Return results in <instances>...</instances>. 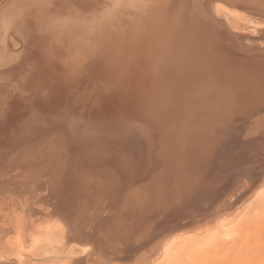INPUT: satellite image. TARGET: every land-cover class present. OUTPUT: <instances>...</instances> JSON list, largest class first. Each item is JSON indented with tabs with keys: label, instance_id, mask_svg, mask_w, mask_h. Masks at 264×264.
I'll use <instances>...</instances> for the list:
<instances>
[{
	"label": "rangeland",
	"instance_id": "1",
	"mask_svg": "<svg viewBox=\"0 0 264 264\" xmlns=\"http://www.w3.org/2000/svg\"><path fill=\"white\" fill-rule=\"evenodd\" d=\"M150 1H151L150 3H153L154 5L157 3H159L160 5L162 4L161 3L162 1L158 2V0H154V1H156L155 3L153 0H150ZM243 1H244L243 3L239 2L238 6L234 5V4H233V6L231 5L235 9L227 6V3L223 2V1L222 2L224 4L216 2V4H218V6L221 7V10L218 12L217 17L219 19H221L222 21H224V23H226L227 26L231 30L234 31V32H230L228 29H226L225 26L221 25L223 28L225 27L224 29H222V32L224 33V35L230 37L235 42V44L237 46H239L241 43L240 46L243 49H236L237 47H234L231 45L230 42H227L230 45L231 55L234 56L235 59L237 58L238 60L243 61V65L237 64V65H239L238 67H240L241 69L247 70L248 73H251L252 76L257 81H259V80H261V77L264 79V0H259V1L258 0H250L247 2L245 0H243ZM31 2H32V0H0V52H1L0 58L3 59V61H2V59H0V62L3 63V64L2 63L0 64L1 65L0 66V74H1L0 77L3 78V79L0 78V81L2 79V82H0V94H1L0 96L2 97V98H0V102H1L0 103V106H1L0 107V113H2V116L4 117V119H7V117H8V119H7V121H8L9 115H12V117H14L15 115H18V114H16V112H14V110L17 112H20L21 109L23 110L25 108L19 114L21 115L22 113L26 112L27 116H28L30 114V112L33 110L31 108H35V110L43 108L42 104L47 102L48 99L51 102L58 100V102L61 103V108L64 109V107H66L65 108L66 110L64 109L65 110L64 111L63 109H61V110H63L62 115H56V118L55 117L49 118L48 123H50V124L47 125V124H45L47 122L44 123V125H47L46 126L47 130L39 128L40 132H38V133H41V134H37V136H35V137H30L31 138L30 140H29V138H25V139L20 140V141H16V140L11 141L10 140L8 145L0 146L1 148H3V149H0V152H2L0 155L3 156L2 154L5 153L4 162H6L8 160V157L11 156V154L14 153V151L23 147V146H19V145L28 144L29 142L31 143V142H33V140L34 141H38L39 139H42V140L45 139L44 141L48 140V142L46 141L43 144L44 146L45 145L47 146V148H44V146H43L44 149L43 148L41 149L43 151H49V149L52 148V146H53V149L56 148L55 147L56 145H53L54 143L52 144L53 141L52 140L49 141V139L50 138L52 139V137L57 135V134H58V136L61 137V139H63V140H60V142H64L65 143L64 146L67 145V150L69 148V151H67L66 153L69 155L68 156L69 159H71V154L69 153L72 151L71 145L75 146V143H76V140H75L76 138L74 137L75 135L70 128L71 124H72V120L73 121L77 120L79 122L80 120H78V119L80 118L81 121L79 123L89 122V124H90V123L99 122V121H97L98 117H99L100 121H102L101 119L106 118V116H107V119H105V120H109V121L112 119L113 120L121 119L126 114H125V112H122V113L119 112L118 109L116 108V107H119L118 105L121 104V102H118L119 103V104L117 103L118 105H116L115 102H117L119 100L122 101V99H124V98L126 101V100H129V98L131 97V93L129 92L131 88L129 87L130 85L128 83H127L128 87L126 84L122 88V94L120 95V94H118V92H116L117 94L115 93L114 89L117 87V84L115 82H113L115 80L114 77L119 75V73H120V72L116 73L118 71L114 72V69L117 65L115 64V61H114L115 58H113V57H118L117 58L118 61H119L120 57H122L121 58L122 61H125V59L127 58L126 56H128L129 48H126L127 45L125 46L126 42L124 40H127V39H125L127 36H125L124 34L128 35L131 31L130 28H129L130 29L129 32L127 31L128 27H124L122 29V26H124V25L121 23H118L120 21V19H118L117 20L118 22L116 23L117 24L116 28L117 29L119 28L118 25H120V28L118 29L117 32L112 33L110 30L112 27H109V26H108V28L106 27L107 25H110V23L105 18L107 21V24L106 25L103 24L101 26H98L100 28H98V30H97L94 28L96 24L94 23L92 25V21H94V20H91V19L93 18V16L96 17L97 16L96 13H98L101 9L99 10L93 4L91 6H88V3H85L87 5L84 4V6H83L81 3L75 2V0H71L69 2V5L67 6V9H65L66 14H68V15L73 14V15L77 16V13H78V15L80 13H82L79 16V18L86 21V22L85 21L83 22L85 24V26H84V24L77 23L74 20H71V22L68 23V27H65V29L67 30V35H68L66 37V45L60 44L61 46H59V44L54 42V41H52V43H54V44L51 43L52 45L50 47L52 50V57H54V61H53L52 60L53 58L49 59L48 53H46L45 56H43L44 53L42 55V51L39 49V47L42 46V44L35 43L33 38H31V33L33 31V30L31 31V28L35 24V21H36V18H33L34 16H33V12H32V11H34V9H33V7H30ZM245 2L247 3V5H245L246 4ZM254 3H255V5H254ZM249 4H250V6H249ZM256 4L260 5L261 8H259L260 6L258 7ZM160 5L157 4L158 7ZM253 5L255 6V8L253 7ZM86 6H87V8L88 7H90V8L87 9ZM81 7L82 8L84 7L87 10H84V8L82 9ZM121 9H122L121 14L119 13V15L121 16L123 14L122 15L123 19L131 21L133 18L136 17L135 12H133V11L127 12L126 8H121ZM228 9H232L233 12H236L237 14H240V15L245 16L246 18L250 19V22H247L249 27H245L243 29L233 28V26H231V24L229 22V14L226 12ZM89 13H90V15H89ZM119 15H117V16H119ZM75 16H73V17H75ZM105 16H106V14H105ZM101 18H104V16H102ZM125 20H123V22H125ZM86 23H88V25ZM220 24H222V23L220 22ZM114 26H115V24H114ZM123 31H125V33ZM120 33L123 35V37L125 36V38H123ZM40 37H42V36H40ZM115 37H117V38L120 37L119 38L120 40L115 38ZM116 39L118 40V43H117ZM121 39H123L122 44H121V42H119V41H121ZM115 41H116V43H115ZM123 41L125 43H123ZM166 41H168V40H166ZM108 42H110V43H108ZM84 43H86V44H84ZM95 43H96V45H95ZM119 43H120V45L124 46L125 48L124 47L122 48V46H119ZM115 46H117L119 50ZM37 47H38V49H37ZM54 47H55V49L56 48L57 49L55 50ZM59 47L60 48L62 47V49H60ZM119 47H121V48H119ZM87 48L89 49V51ZM64 49H67L68 52H67V50H64ZM120 49L121 50L124 49V52L127 50V52H125L127 54L124 55L125 53L123 52V50L121 51ZM32 50H33V52H32ZM35 50H37V51H35ZM58 50H60L59 52H61L62 50L66 51V52L62 51L61 53H57ZM235 50H238V51H235ZM96 51H97V53H96ZM119 51H120V53H119ZM13 52L14 53L16 52L15 55L13 54ZM86 52L87 53L93 52V53L91 54V56L90 55L88 56V55H86ZM121 52H123V53H121ZM26 53H27V55H25ZM32 53H33V55H32ZM56 53L58 56H55ZM2 54H4L3 55L4 58H3V56H1ZM19 54H23V55H20L19 56L20 58H19V57H17V55H19ZM36 54H38V55H36ZM104 54L108 55V56L105 58ZM5 55H8V56L5 57ZM62 55H64V57ZM73 58H75L76 60ZM77 58H79V59H77ZM20 59H22V60H20ZM55 59H57V60H55ZM29 60H31V61H29ZM63 60L64 61L67 60V67L60 65V64H63V62H64ZM253 60H257V63H256V61H253ZM19 61H20L21 65L19 64ZM73 61H75L76 63ZM245 61H246V63H245ZM248 61H251V62H249V65L254 66V67H250L247 63ZM16 62L18 63L19 66L16 65L17 64ZM71 62H72V64H71ZM252 62H254L255 64ZM24 63H26L27 65ZM28 63L29 64L32 63L29 65V68L26 67V66H28ZM245 64L249 67H246ZM14 66H15V68H13ZM24 66L26 68H28L26 70L27 73L23 69V68H25ZM58 66H59V68L57 69ZM69 66L71 68H69ZM8 67L9 68L11 67V68L9 69ZM30 67L31 68L33 67V69H31ZM245 67H246V69H245ZM35 68H37V70H35ZM78 68H80V69L78 70ZM63 69H66V72L69 70L70 72L68 71L67 73H70V74L69 75L66 74V72ZM71 69L73 71H71ZM33 70H34V72H33ZM77 70L80 72H78ZM31 71L33 73H31ZM35 71L38 74L35 73ZM7 72H9V73H7ZM24 72H25V75L21 74ZM71 73H73L72 76H71ZM30 74L34 75V76H32V78L34 77L33 79L31 78ZM103 74L105 75V77L102 76ZM35 75L37 76L36 77L37 79L35 78ZM50 75L52 77H54V80ZM5 76L7 79L10 78V80H7L8 82H6V80H4ZM18 76L20 78H21V76L23 78L25 76L26 79L25 78L21 79V81H22L21 82V81H19L20 79H18L19 78ZM47 76H48V78H47ZM56 76H57V78H59L58 80H57ZM89 76L94 77V79L91 80ZM16 77H17V79H16ZM73 77H74V79L75 78H78V79L74 80ZM29 78H31V80ZM69 79L73 80V81H71L72 85H71V83H68V82H70ZM95 79H98V80H95ZM13 80H14V83H13ZM34 80L37 84H39V86L34 82ZM42 80H45V81L42 82ZM47 80H49V81H47ZM77 80L80 82H78ZM28 81L29 82L31 81L30 84ZM32 81H33V83H32ZM53 81H55V82H53ZM75 81H77V82L73 83ZM47 82H50V84L48 83L49 86L47 85ZM3 83H4V85H3ZM15 83L16 84L18 83L19 86L17 85V89L20 90V92L13 86V84H15ZM77 83H79L78 86L75 85ZM83 83L86 85H83ZM92 83L95 85H93ZM245 83H247V82H245ZM31 84L33 87H25L27 85L30 86ZM56 84H57V86H56ZM65 84L67 85V88H66ZM87 84H88V86H87ZM237 84H239V83H237ZM61 85L62 86L64 85L65 88H64V86L62 87ZM73 85L75 87L77 86L76 87L77 89ZM81 85H83L84 87ZM90 85H93V86H90ZM96 85H97V87H95ZM6 86H8L9 88L6 89L5 88ZM21 86H22V88H21ZM112 86H114V88ZM237 86H238V88H243L244 93L248 94L249 90L244 88V87H248V89H250L248 84H246L244 86H242V85H237ZM12 87H13V89L15 88V91L12 89ZM19 87L22 89V91L23 90L24 91L21 92V89ZM79 87H81V88L78 91ZM87 87H88V89H87ZM98 87H100V89ZM3 88H5V90H3ZM27 88L29 90L31 88L32 92H30L29 90H26ZM59 88H61V89H59ZM95 88H96V90L98 88V90L97 91L94 90ZM38 89H39V91H38ZM68 89H69V91H68ZM71 89H73V90H71ZM81 89H82V91H81ZM16 90H17V92H16ZM61 90H62V93H60ZM5 91H8V92H5ZM25 91L30 92V93L27 92L28 95H30V97L25 93ZM35 91L38 95L36 93H34ZM57 91H59L60 96H59ZM74 91H76V92H74ZM91 91H93L92 92L93 94H91ZM15 92H16V94H15ZM127 92H128V94H127ZM10 93H11V99L9 97ZM22 93H24L25 95ZM49 93H51V94H49ZM75 93H77V94H75ZM112 93H115L118 97ZM14 95H15V97H13ZM22 95H24V96H22ZM82 95H85V97L86 96H88V97L83 98L84 96H82ZM34 96H36V97H34ZM40 96H41V98H40ZM3 97H5V99H3ZM17 97H18V100L16 99ZM7 98L10 101L11 100L12 101L10 102ZM32 98H35L36 100L32 99ZM69 98L71 99V101ZM80 98H81V100L85 99L86 102H83V100H82L81 103L83 102L84 104L83 103L81 104L79 102ZM87 98H89V100ZM120 98H122V99H120ZM259 98L263 99V97H259ZM1 99H2V101H1ZM249 99L250 98L248 96H245V100L241 99L239 103H241V105H244V106H252V104L255 102L252 101L251 99L249 101ZM67 100H68L69 104L67 103ZM113 100H114V102H113ZM15 101H17V102L20 101L19 103L23 106H21L20 104H18ZM22 101H23V104H22ZM28 101H30L28 103L29 105L25 104ZM126 102L129 105V103L131 101L129 100ZM8 103H11L12 108H11V106L9 107ZM74 103H75V105H74ZM24 104L29 109H31V111H26L27 107H24L25 106ZM31 104H34V106H31ZM17 105H20L21 108H20V106H17ZM83 105L85 107L84 109H83ZM86 105H87V107L89 106L90 109H87ZM107 105L110 107H108ZM114 105H116V106L113 107ZM13 106H14V108H13ZM16 106L18 109L16 108ZM77 106H79V108ZM106 106L108 109L105 108ZM72 107H73V109H71ZM75 107L77 109H75ZM93 107H95V110L92 112L91 109L93 110ZM97 107H98V110H97ZM101 107H104V108H101ZM68 108H70V109H68ZM130 108H131V106H130ZM79 109H80V111L83 109V111L85 113L82 111L80 112ZM85 109L87 110L88 114H87ZM102 109H105V111H103ZM106 109L108 111L110 109L111 112L109 111V114L112 116L111 118H110V115L108 114V111L106 112ZM70 110H72V111H70ZM88 110H90V112ZM96 110L98 113H94V112H96ZM246 110L247 109H244L243 111H245L246 114H248V112ZM248 110H253V113H250L249 115H242L238 119H236L235 121H234V118L236 116L226 119V122L224 124L225 126H223L224 129H223L222 134L220 136L221 141H220V145H219L220 147L225 148V150L221 151L220 155H218L216 157L217 159H215L216 161L214 160V164L209 169H207V171H206L207 174H205V173L202 174V175H204V177L206 176L204 179L208 178L207 179L208 183L206 185V188H204L203 194L200 196H197V195H194L191 193L190 194L187 193L188 190H185V182H183V179L182 178L177 179V177L176 176L174 177V175H169V177L167 176L166 178H164V180H166V182L164 180H162V181L158 182L154 187L151 188L150 184L148 186V181L146 183V180H150V177H149L147 172H145L147 174H142L143 172H141V173L136 172L134 175L132 174L129 176L128 181L127 180L124 181V179L121 178V176H119L118 173H116L115 171L110 172L108 170L109 168H107L105 165H103V166L94 165V164L92 165V164H90V162H87L84 165L79 167V169L77 170L78 172L76 174V176L78 175L77 179H75L76 176L71 178L68 175L64 178V176L61 174L63 176V178H62L60 176V174L58 173L61 170V167H62L61 166L59 168V170L56 172V173H58V175L55 174V176L57 175V178H54V176L52 178L51 176H48V175H44L43 177H41V179L44 181H43V183L41 182L39 184V186L42 184V185H44V187H42V188L39 187L38 189L34 187L35 184L32 181L33 180L32 179L33 177L31 174L32 172L27 171L28 173L26 172L24 175H22L21 178H20V176L18 178H15L12 176V178H11V176H10L11 172L6 171V170L4 171V169H2L0 167V180L2 182L7 181V185H5L3 188L4 194L0 193V227L4 232L6 230L10 229L13 231L12 233L19 235L21 238L24 237V235L26 233H28L29 230L31 229V228H28L26 222H23V213H25L27 211L30 212L29 216L27 217L28 220H32L33 217L35 218L33 224H37L39 222H42V221H44V218H45V220L47 219L50 221L59 219V220L63 221L64 223H66L68 226L69 220L73 222V219L74 220L76 219L75 223L79 227V229L77 230V225L74 223L73 226H76L75 231H77V232L75 233L73 230H71V231H73L72 236L64 239V241L62 243L52 247L50 254L47 253L46 250H43L42 249L43 247H33L31 245V243L29 244V242H28L25 245V246H27L25 248V251L23 249L25 246L21 249V248H19L20 246L17 247L18 245H15L13 248L14 250H12L13 255L15 256V254H16V256L19 255L20 257L22 255L23 256L22 260H21L22 264L25 261L26 262L24 264H48L49 261H51V260L54 262L57 261V263L56 262L54 263L51 261L52 264H69V263L70 264H164L168 261H170V263L168 262V264H264V234H263L264 233V216L263 217H257L256 216V218H254L255 220H252L253 219L251 217L252 215H246L245 210H244L247 202L249 201V198L251 197V194H254L256 189L264 181V104L263 103H257L256 107L254 106L253 109H248ZM67 111L71 112L70 115L73 117H70V115L68 114L69 112H67ZM7 112H9V115H7L8 114ZM79 112H80V114L83 113V115L87 114V116L82 117V115H80ZM114 112H117V113H114ZM92 113H93V115H92ZM67 114L69 115L70 118L68 117ZM101 114L103 116L104 115L105 116L103 117ZM27 116L24 115L23 117H19L22 119L24 117H26L22 120L23 124L27 123V118H28ZM74 116H77V117H74ZM108 116H109V119H108ZM12 117L10 116V118H12ZM58 117H59V119L63 118L62 119L63 121L60 120V122H62V123L59 122V119H57ZM66 117H67V119H66ZM42 118L47 119L45 117V115H43ZM68 118H69V120H68ZM73 118H75V119H73ZM50 119L52 120L53 123L50 122L51 121ZM242 119H243L242 122H237V121H241ZM25 120H26V122H24ZM56 120H57V122H54ZM16 121H17V119H14V121L12 122V124L13 123L14 124H13V126H10L9 130H12V132H14L16 129L18 131H15V132H19L20 134L24 133V132L21 133V129H22V127H24V125H22L21 121L20 122L17 121L18 123H16ZM42 121H44V120H42ZM47 121H48V119H47ZM2 122L9 123V122H6V120H2ZM63 122H65L67 124H65ZM233 122H234V124H233ZM53 124H55L56 126ZM67 125L70 128L69 131H67L69 133H66V131L63 130V127L66 126V128H67ZM9 132H11V131H9ZM59 133L62 135H60ZM187 133L188 134L185 137H180V138L178 137L176 139H174L175 137L172 138L168 143V150H169V147H174L175 149H177L178 154H182V152L179 150L184 149L186 141L192 142V136L196 135L198 133V131H193L191 129ZM11 134L9 133L8 135H11V136L14 135L13 133H11ZM47 135H49L50 138ZM43 136H45V137H43ZM71 138H72V141H70ZM5 139H4V141L8 140V139H6V140ZM58 141H59V139H58ZM49 143L52 146H49L50 145ZM60 144L58 143L57 146H60ZM175 144H178L181 147L176 148ZM70 146H71V149H70ZM48 147H50V148H48ZM53 149H51L52 153L49 152V154H52L53 157H56V153H54ZM67 154H66V156H67ZM52 156L50 155L46 159H44V161L40 163V167L45 165L46 163H51V162L56 161L55 160L56 158H53ZM52 159H54V160H52ZM219 161H220V163H219ZM27 162L32 163L30 161V159ZM30 163H28V164H30ZM52 165H55V164H52ZM69 165H70V163H68V166ZM40 167H38V170L43 171V167H41V168ZM212 169H213V171H212ZM222 169H223V171H222ZM138 170H141V168H138ZM167 170L172 171V166H171V169L167 168ZM61 171H60V173H61ZM14 173H16V172H14ZM210 173L212 176L209 175ZM63 174H64V172H63ZM67 177H68V179H67ZM140 177L142 179L143 178L144 179L142 180ZM100 178H101V180L99 181ZM51 179L52 180L54 179L55 181L58 180V181H56V182L53 181V182H55L53 184ZM46 180H48V182L51 183V185L53 186V189H52V186L50 184L46 185V183H45ZM20 181H22V183H20ZM102 181H103V184H100V183H102ZM168 181L170 184L168 183ZM66 182H69V183H66ZM77 182H79V184ZM65 183L67 184L66 186H68V187L65 186ZM179 183H181V185L183 186L184 191H183V188L180 191L178 189H176V187L178 188ZM75 184H76V186L74 187ZM104 185H106V186H104ZM141 185H142V187H141ZM165 185H168V187ZM138 186H139V188H138ZM149 187H150V189H149ZM66 188H68V189H66ZM153 188H154V190H153ZM27 189H29V190L27 192H25ZM50 189H52V190H50ZM89 189H91V190H89ZM19 190H22V192H20ZM73 190H74V193H73ZM149 190H152V191L149 192ZM70 191H72V193L74 194V198L71 197V196H73V194L71 193L72 195H70ZM95 191H97L98 195L96 194ZM135 191L137 193L138 192L139 193L137 194ZM147 191H148V194L150 193V195L147 194ZM17 192H19V193L17 194ZM157 192H158V194H157ZM85 194L87 195V197ZM92 194H94V195H92ZM145 194H147V196ZM81 195H83L82 197H85V198L80 199L79 197H81ZM69 196H70V198H69ZM90 196L91 197L93 196L98 201L96 199L93 201V199H94L93 197H92L93 199L92 198L89 199ZM59 197H60V200H63V201H58ZM108 197H110V198H108ZM132 197H134V201L137 202V205L139 204L138 207L135 205L136 203L132 201L133 200ZM143 197H144L145 201L143 200ZM146 197H148L149 199ZM173 197L176 199L181 198L180 200L177 199V201H178L177 205L180 206L183 203H185V204H183V206H182L184 208H180L179 210H176L175 212L173 211L174 213H172V215H170V213L172 211L167 212V210H165V211H163L162 209L157 210L155 208V205H154L155 203L151 202L152 200H150V199H158V198L160 199L161 198V199H163V202H167V201L170 202L172 199H174ZM131 198H132V200H131ZM53 199H55V201ZM69 199H71V200H69ZM102 199H104V200H102ZM107 199H109V200H107ZM146 199H148V200L146 201ZM24 200H27V201H24ZM75 200H76V202H75ZM111 200L114 201V203ZM130 200L132 201L131 204H129ZM137 200H141V202L143 201L145 204L147 203L146 206L141 205L144 203H141ZM61 202H62V204H61ZM67 202H69V203H67ZM97 202H98V204H97ZM78 203H80V204H78ZM127 203H128V205H127ZM125 205H127V206L131 205L132 207L135 205L136 207L134 206V208H132L129 206L128 207L129 209L127 212L120 213L121 212L120 210L124 209ZM76 206H78V207H76ZM101 206H102V208H101ZM75 207L78 209H75ZM140 207L142 209H145V210L139 209ZM153 207H154V209H153ZM131 210H132V213L135 212L133 215H132V213H130ZM199 210H202L201 213L200 212L198 213ZM38 211H39V213H38ZM86 211H88V213ZM151 211H153V213ZM100 212H102V213H100ZM73 214L77 218L76 217L73 218V216H74ZM88 214H90V215H88ZM146 214H147V216H146ZM161 214H163V215H161ZM37 215H42V216L39 217V219H38L36 217ZM112 216L115 218H119V220H121L120 225L122 226L121 227L122 230L119 229L117 231L118 234L117 233L113 234L112 232L109 231V229L107 227V225L109 226V220ZM142 216H144V218H145L144 220H143ZM84 217H87V218H84ZM126 217H128V218H126ZM81 219H82V221H81ZM150 219H152V220H150ZM139 220H141V221H139ZM80 222H82V223H80ZM80 224H81V226H80ZM90 224H92V225H90ZM135 225H138V227H136ZM142 226H144V227H142ZM129 228L131 231H129ZM98 235L99 236L101 235V237H99ZM102 235H103V237H102ZM231 239H233V241ZM191 241H193V242L195 241L196 243L194 242V244H193ZM231 241L233 243H231ZM231 244H233V245H231ZM198 246L201 248H199ZM202 246H203V248H202ZM31 247H32V249H31ZM190 247H191V249H190ZM197 247L199 248V251H198ZM18 248L21 251H19ZM83 248L85 250H83ZM97 249H99V250H97ZM181 249L183 251H181ZM172 250H173L174 254H172V252H171ZM178 250L181 251L182 253H178ZM44 251H45V253H44ZM186 252H190V253H186ZM0 253L2 254L4 252L1 250ZM25 254L27 257L25 256ZM177 254L179 255V257L183 256L182 258H180L181 261H179L180 259H179ZM182 254H184V255H182ZM47 255L51 256V260H50V257L48 258ZM195 255H198V256H196L197 258L195 257ZM18 257H16V258H18ZM170 257L173 259L171 260ZM176 257H178V258H176ZM17 264H18V262H17Z\"/></svg>",
	"mask_w": 264,
	"mask_h": 264
},
{
	"label": "bare ground",
	"instance_id": "2",
	"mask_svg": "<svg viewBox=\"0 0 264 264\" xmlns=\"http://www.w3.org/2000/svg\"><path fill=\"white\" fill-rule=\"evenodd\" d=\"M70 1L71 0H32V2L30 3V7H33V9H34V11H32L33 16H34L33 18H36L35 24L31 28V31L33 30L31 33V38H33L35 43L42 44V46L39 47V49L42 51V55L44 53L43 56H45L46 53H48L49 59L53 58L52 59L53 61H54V57H52V50L50 47L52 44H54V43H52V41L58 43L59 46L66 45V37L68 35H67V30L65 29V27H68V23L71 22V20H74L77 23L84 24L83 22L85 21V20L79 18V16L82 13H80L79 15L77 13V16H75L73 14H70V15L66 14L65 9H67V6L69 5ZM160 1H162L161 2L162 4L160 5L159 3H157L158 5H160L158 7L157 4L154 5L153 3H150L151 2L150 0H75V2L81 3L83 6L85 3H88V6H91L93 4L99 10L101 9L98 13H96L97 16L96 17L93 16V18L91 19V20H94V21H92V25L94 23L96 24L94 27L95 29L98 30V28H100L98 26H101L103 24L106 25L107 21H108L110 23V25H107L106 27L107 28H108V26L112 27L110 30L112 33L113 32L115 33L120 28V25H118L119 26L118 29L116 28V26H117L116 23L118 22L117 21L118 19H120V21L118 23H121L124 25V26H122V29L124 27H128V30H127L128 32L131 29V31L128 35L124 34L125 36H127L126 38H125V36L123 37V35L120 33L123 38L127 39V40H124L126 42L125 46L126 45L130 46V47L126 46V48H129L128 56H126L127 58L125 59V61H122L121 60L122 57H120L119 56L120 54H119L118 55L120 57V59H119L120 62H119L117 59L118 57H113V58H115L114 61H115V64L117 65L114 69V72L115 71H118L116 73L120 72L119 75L114 77L115 80L113 81L117 84V87L114 89L115 93L118 92V94L121 95L122 94V88L128 83L130 85L129 87L131 88L129 91L131 93V97L129 98V100L131 102L128 105L126 101H129V100L125 101L124 97H123L124 99L120 98V99H122V101L119 100V101L115 102L116 105L119 104L118 102H121V104L118 105L119 107H116V108L118 109L119 112H121V113L125 112V114H126L121 119H116V120L112 119L109 121V120H105V119H107V116H106V118L101 119L102 121H100V119L98 117L99 120L97 118L96 119L99 122L90 123V124H89V122H87L88 124L85 122L79 123L81 121L80 118L78 119V120H80L79 122L77 120H74V121L72 120L73 125L71 124L70 128L75 135L74 137L76 138L75 139L76 143H75V146L71 145L72 146V151H71L72 153L69 152L71 154V159H69V157H68L69 155L66 153L67 151H69V148L67 150V145L64 146L65 143L60 142V140H63V139H61V137L58 136V134L53 136L52 139L50 138L49 135H47L50 138L49 141L52 140L53 141L52 144L54 143L53 145H56L55 146L56 148L53 149V146L49 143L50 144L49 146H52V148L48 147V148H50L49 151L41 150L44 146L43 145L44 142H46V141L48 142V140L44 141L45 139H43V140L39 139L38 141L33 140V142H31V143L29 142L28 144L19 145V146H23V147L14 151V153H12L11 156L8 157V160L6 162H4L5 153L3 152L4 153V154H2L3 156L0 155V167L2 169H4V171L6 170V171L11 172L10 173L11 178H12V176L15 178H18L20 176V178H21L22 175H24L27 171L32 172L31 173L32 177H33L32 181L35 184L34 187L38 189L39 187H41V188L44 187V185H42V184L39 186V184L41 182L43 183V181H44L41 179V177H43L44 175L51 176L52 178L54 176V178H57V175L59 173L62 178H63V176L65 178L67 175L72 178V177L76 176V174L78 172L77 170L79 169L80 166L84 165L87 162H90V164H92V165L93 164L99 165V166L105 165L107 168H109L108 170L110 172L115 171L116 173H118V175L121 176V178H123L124 181L125 180L128 181L129 176L132 174L134 175L136 172H140V173L143 172L142 174L148 173L150 180H146V183L148 181V186L150 184L151 188L154 187L158 182L164 180V178H166L167 176L169 177V175H174V177L176 176L177 179H181V178L183 179V182H185V190H188L187 193H189V194L191 193V194H194L197 196H200L203 194L204 188H206V185L208 183L207 182L208 178L204 179L206 176L204 177V175H202V174L203 173L207 174L206 173L207 169H209L214 164V160L217 159L216 157L218 155H220L221 151L225 150V148H222L219 145H220V141H221L220 136H221L222 131L224 129L223 126H225L224 124L226 122V119L236 116L234 118V121H235L236 119H238L242 115H249L250 113H253V110H248V109H253L254 106L256 107L257 103H263L264 104V79L261 77V80L257 81L252 76L251 73H248L247 70H244V69H241L240 67H238L239 65H237V64L243 65V61L238 60L237 58L235 59V57L231 55L230 45L227 42H230L232 46L237 47L236 49H243L240 46L241 43L239 46H237L235 44V42L230 37L224 35V33L222 32V29H224L225 27L230 32H234V31L231 30L227 26V24L224 23V21H222L221 19H219L217 17L218 12L221 10V7L218 6V4H216V2H219L221 4H224L223 2H225V3H227V6L233 8L231 5L234 4V5L238 6L239 2H241V3L244 2L243 0H158V2H160ZM245 1L247 2L250 0H245ZM155 2L156 1H154V3ZM250 4H249V6H250ZM85 5H87V4H85ZM245 5H247V3ZM254 5H255V3H254ZM254 5H253V7L255 8ZM257 6L259 7L260 5H257ZM86 8H87V6H86ZM88 8H90V7H88ZM121 8H126L127 12H129V11L135 12L136 17L133 18L131 21L123 19L122 18L123 14L121 16L119 15V13L121 14V10H122ZM259 8H261V6ZM87 9L84 8V10H87ZM233 9H235V8H233ZM226 12L229 14V22H230L231 26H233V28L243 29L245 27H249L247 22H250V19H248L245 16H242L240 14H237L236 12H233L232 9H228ZM105 14H106V16H105ZM89 15H90V13H89ZM101 15L104 16V18H101L102 17ZM117 15H119V16H117ZM73 16H75V17H73ZM105 18L107 19V21ZM123 20H125V22H123ZM220 22L222 24H220ZM113 23L115 24V26ZM86 24L88 25V23H86ZM221 25H223L225 27L223 28ZM84 26H85V24H84ZM125 31H123V32L125 33ZM40 36H42V37H40ZM115 38H117V37H115ZM119 38H117V39H119ZM122 40L123 39H121V41H119V42H121V44H122ZM166 40H168V41H166ZM124 41H123V43H125ZM108 43H110V42H108ZM115 43H116V41H115ZM117 43H118V40H117ZM84 44H86V43H84ZM95 45H96V43H95ZM119 46H122V45H120V43H119ZM115 47L118 49L117 46H115ZM123 47L124 46H122V48ZM119 48H121V47H119ZM37 49H38V47H37ZM54 49H55V47H54ZM60 49H62V47ZM67 49H64V50H67ZM122 50L124 52V49H122ZM35 51H37V50H35ZM59 51L60 50H58L57 53H61L63 50L61 52H59ZM88 51H89V49H88ZM235 51H238V50H235ZM32 52H33V50H32ZM63 52H66V51H63ZM67 52H68V50H67ZM123 52H121V53H123ZM125 52H127V50ZM15 53L13 52L14 55H15ZM57 53L55 54V56H58ZM92 53L93 52H88V53L86 52V55L91 56ZM96 53H97V51H96ZM119 53H120V51H119ZM126 54L127 53H125L124 55H126ZM3 55L4 54H2L1 56H3ZM20 55H23V54H19V55H17V57H19ZM25 55H27V53ZM32 55H33V53H32ZM36 55H38V54H36ZM6 56H8V55H5V57ZM62 56L64 57V55H62ZM104 56L106 58L108 55L104 54ZM3 58H4V56H3ZM0 59H2V58H0ZM73 59H75V58H73ZM77 59H79V58H77ZM20 60H22V59H20ZM55 60H57V59H55ZM2 61H3V59H2ZM29 61H31V60H29ZM253 61H256V63H257V60H253ZM73 62H75V61H73ZM249 62H251V61L247 62L248 65H249ZM1 63L2 62H0V64ZM245 63H246V61H245ZM252 63H254V62H252ZM19 64H20V61H19ZM24 64H26V63H24ZM30 64H32V63H30ZM30 64L28 63V66H26L27 64L25 66L29 68ZM71 64H72V62H71ZM16 65H18V63ZM60 65L67 67V60L64 61L63 64H60ZM249 66L246 65V67H249ZM26 67L23 68L24 71H26L28 69ZM246 67H245V69H246ZM250 67H254V66H250ZM13 68H15V66ZM58 68H59V66L57 67V69ZM69 68H71V67L69 66ZM31 69H33V67ZM79 69L80 68H78V70ZM35 70H37V68H35ZM63 70L66 72V69H63ZM71 71H73V70L71 69ZM33 72H34V70H33ZM33 72L31 71V73H33ZM67 72H66V74L69 75L70 73H67ZM78 72H80V71H78ZM7 73H9V72H7ZM26 73H27V71H26ZM35 73H37V72L35 71ZM21 74L25 75V72L21 73ZM72 74L73 73H71V76H72ZM36 75H35V78L37 77ZM32 76H34V75H31V78H32ZM102 76L105 77L104 74ZM91 77H90L91 80L94 79V77H92V78ZM0 78H2V77H0ZM24 78H25V76H24ZM24 78L21 76V78L19 77L18 79H20L19 81H21V79H24ZM31 78H29V79L31 80ZM47 78H48V76H47ZM52 78L54 80V77H52ZM56 78H57V76H56ZM2 79L0 82H2ZM16 79H17V77H16ZM58 79L59 78H57V80ZM73 79H74V77H73ZM75 79H78V78H75ZM4 80H6V82H8L7 80H10V78L7 79L5 76ZM69 80H70V82H68V83H71V81H73L71 79H69ZM95 80H98V79H95ZM44 81L45 80H42V82H44ZM47 81H49V80H47ZM77 81H75L73 83H76ZM30 82H29V84H30ZM34 82H35V80H34ZM53 82H55V81H53ZM78 82H80V81H78ZM245 82H247V83H245ZM13 83H14V80H13ZM32 83H33V81H32ZM48 83L50 84V82H47V85H48ZM237 83H239V84H237ZM78 84L79 83H77L75 85L78 86ZM128 84H127V87H128ZM246 84H248L250 87V89H248V87H244L245 89L249 90L248 94L244 93L243 88H238V86H237V85L244 86ZM3 85H4V83H3ZM17 85H18V83L13 84V86L16 89H17ZM37 85L39 86V84H37ZM71 85H72V83H71ZM83 85H86V84L83 83ZM83 85H81V86H83ZM93 85H95V84H93ZM93 85H90V86H93ZM56 86H57V84H56ZM87 86H88V84H87ZM25 87H33V86L31 84L30 86L27 85ZM95 87H97V85ZM112 87L114 88V86H112ZM5 88L8 89L9 87L6 86ZM5 88H3V90H5ZM15 88L13 89V87H12V89L14 91H15ZM21 88H22V86H21ZM64 88H65V86H64ZM66 88H67V85H66ZM80 88L81 87H79L78 91L80 90ZM98 88L100 89V87H98ZM98 88H97V90H98ZM59 89H61V88H59ZM69 89H68V91H69ZM87 89H88V87H87ZM17 90H16V92H17ZM26 90H29V89L27 88ZM62 90L60 93H62ZM71 90H73V89H71ZM94 90H96V88ZM8 91H5V92H8ZM18 91L20 92V90H18ZM23 91L21 89V92H23ZM29 91L32 92L31 88ZM29 91H27V92H29ZM36 91L34 93H36ZM38 91H39V89H38ZM81 91H82V89H81ZM93 91H91V94H93L92 93ZM16 92H15V94H16ZM27 92L25 91V93L28 95ZM57 92L60 96L59 91H57ZM74 92H76V91H74ZM115 93H112V94H115ZM22 94H24V93H22ZM49 94H51V93H49ZM75 94H77V93H75ZM127 94H128V92H127ZM24 95H22V96H24ZM28 96L30 97V95H28ZM82 96H84L83 98L88 97V96L85 97V95H82ZM245 96H248L255 103H253L252 106L241 105V103H239V102L241 99L245 100ZM9 97L11 99V93H10ZM13 97H15V95ZM18 97L16 98L17 100H18ZM34 97H36V96H34ZM259 97H263V99H261ZM0 98H2V97L0 96ZM40 98H41V96H40ZM3 99H5V97H3ZM32 99H35V98H32ZM71 99H70V101H71ZM87 99L89 100V98H87ZM250 99H249V101H250ZM82 100L80 98L79 102L81 103ZM84 100H83V102H86V100L85 101ZM1 101H2V99H1ZM30 101H28L27 103H25V102L24 103L29 105L28 103ZM15 102H17V101H15ZM19 102L20 101H18L17 103L20 104ZM113 102H114V100H113ZM67 103H68V100H67ZM22 104H23V101H22ZM8 105L10 107L11 103H8ZM20 105H17V106H20ZM74 105H75V103H74ZM116 105H114L113 107H115ZM17 106H16V108H17ZM21 106H23V105H21ZM21 106H20V108H21ZM31 106H34V104H31ZM107 106L105 108H107ZM110 106H108V107H110ZM130 106H131V108H130ZM24 107H27V106L25 105ZM42 107L43 108L39 107L40 109H38V110H35V108H31V109H33L32 111H31V109H29L27 107L26 111H31L28 116H27V113L25 111H24L25 113H22L21 115L19 114L25 108L23 110L21 109V111L19 110L20 112H17L14 110V112H16V114H18V115H15L14 117H12V115H9V112H7L8 113L7 115H9L10 121L9 120L7 121V119H8L7 116H6L7 119H4V117L2 116V113H0V146L8 145L10 140L11 141H15V140L20 141V140H23L25 138H29V140H30L31 139L30 137H35V136H37V134H41V133H38V132H40L39 128L47 130L46 126L50 124V123H48L49 118H51V117L56 118V115H62V113H63L62 111L66 108V107H64V109L61 108V103L58 102V100L51 102L49 99L47 102L42 104ZM77 107L79 108V106H77ZM86 107H87V105H86ZM88 107H87V109H90V107L89 108ZM11 108H12V106H11ZM13 108H14V106H13ZM84 108L85 107L83 105V109ZM101 108H104V107H101ZM61 109H63V110H61ZM68 109H70V108H68ZM71 109H73V107ZM75 109H77V108L75 107ZM83 109L81 110L82 112H84ZM107 109H106V112L108 111ZM244 109H247L246 111L248 112V114H246V112L243 111ZM94 110H95V107H93V110L91 109L92 112ZM97 110H98V107H97ZM97 110L94 113H98ZM102 110L105 111V109H102ZM70 111H72V110H70ZM79 111H80V109H79ZM88 111L90 112V110H88ZM109 111H110V109H109ZM109 111H108V114H109ZM67 112H69V111H67ZM80 112H79V114H80ZM86 112H87V110H86ZM70 113L71 112H69L68 114L70 115ZM114 113H117V112H114ZM87 114H88V112H87ZM87 114L83 115V113H81L80 115H82V117L83 116L86 117ZM24 115H26L28 118H27V123L23 124L22 120L26 117H24L23 119L19 118V117H23ZM43 115H45V117L48 119V121H47V119L42 118ZM69 115H68V117H69ZM92 115H93V113H92ZM10 116L12 118H10ZM70 117H73V116L70 115ZM74 117H77V116H74ZM111 117L112 116L110 115V118ZM69 118H68V120H69ZM1 119L6 120V122H9V123H4V122H2ZM14 119H17L18 122H20V121L22 122V125H24V127H22V129H21V133L22 132H24V133L20 134L19 132H15V131H18L16 129L14 132H12V130H9L10 126H13V124H14V123L12 124ZM57 119H59V117ZM62 119L60 118L59 122ZM66 119H67V117H66ZM73 119H75V118H73ZM108 119H109V116H108ZM243 119L241 121H237V122H242ZM42 120H44V121H42ZM17 121H16V123H18ZM24 122H26V120ZM45 122H47V123H45ZM50 122H52V120ZM54 122H57V120ZM44 123L47 125H44ZM60 123H62V122H60ZM63 123H65V122H63ZM55 124H53V125H55ZM65 124H67V123H65ZM233 124H234V122H233ZM70 128L67 125V128L65 126V127H63V130L66 131V133H69L67 131H69ZM191 129L193 131H198V133L196 135L192 136V142L186 141L184 149L179 150L182 152V154H178L177 149H175L174 147H169V150H168V143L172 138L175 137L174 139H176L178 137L179 138L185 137L188 134L187 132L190 131ZM9 131H11V132H9ZM9 133L10 134L13 133L14 135L13 136H11L12 134L8 135ZM60 135H62V134H60ZM43 137H45V136H43ZM5 138L8 140H6ZM4 139L6 141H4ZM58 139H59V141H58ZM70 141H72V138ZM58 143L59 144L61 143L60 146H57ZM45 146H44V148H47V146L46 147ZM71 146H70V149H71ZM175 146H176V148L181 147L178 144H175ZM0 149H3V148L0 147ZM51 149H53L54 153H56V157H53L52 154H49V152H51ZM1 153L2 152H0V154ZM66 154H67V156H66ZM50 155L53 158H56L55 159L56 161L51 162L52 164H55V165H52L51 163H46L45 165H43L44 164L43 163L42 164L43 166H41V167H43V171L38 170V167H40V163L43 162L44 159H46ZM29 159L32 163L27 162ZM52 160H54V159H52ZM28 163H30L31 165ZM68 163H70L69 166H68ZM219 163H220V161H219ZM171 166H172V171L167 170V168L171 169ZM60 167L62 170V171L60 170L61 173H60V171L58 173H56ZM138 168H141V170H138ZM213 169H212V171H213ZM222 171H223V169H222ZM14 172H16V173H14ZM63 172H64V174H63ZM145 172H147V173H145ZM211 173L209 175H211ZM55 174H57V175L55 176ZM77 177H78V175L75 177V179H77ZM67 179H68V177H67ZM100 180H101V178L99 179V181ZM53 181H55V180L54 179L52 180V183L54 184L58 180H56L55 182H53ZM164 181L166 182V180H164ZM20 183H22V181H20ZM45 183H46V185H48V184L51 185V183H49L48 180H46ZM66 183H69V182H66ZM66 183H65V186L67 185ZM77 183L79 184V182H77ZM168 183H169V181H168ZM100 184H103V181ZM5 185H7V181L2 182L0 180V193L1 194H4L3 188ZM75 186H76V184L74 185V187ZM104 186H106V185H104ZM165 186L168 187V185H165ZM66 187H68V186H66ZM141 187H142V185H141ZM138 188H139V186H138ZM182 188H183V186L181 185V183L178 184V188L176 187V189H178L179 191ZM52 189H53V186H52ZM52 189H50V190H52ZM66 189H68V188H66ZM149 189H150V187H149ZM28 190L29 189H27L25 192H27ZM89 190H91V189H89ZM153 190H154V188H153ZM19 191L22 192V190H19ZM150 191H152V190H149V192ZM183 191H184V188H183ZM95 192L97 194V191H95ZM18 193L19 192H17V194ZM71 193H72V191H70V195H72L74 193V190H73V193L72 194ZM147 194H148V191H147ZM147 194H145V195L147 196ZM157 194H158V192H157ZM92 195H94V194H92ZM148 195H150V193ZM82 196L83 195H81V197H79V198L80 199L85 198ZM71 197L74 198V194ZM86 197H87V195H86ZM92 197L90 196L89 199ZM69 198H70V196H69ZM108 198H110V197H108ZM132 198H133V200H132ZM132 198H131V200L133 202H135L134 197H132ZM146 198H148V197H146ZM58 199H59L58 201H63V200H60V197ZM95 199L96 198H94L93 201ZM148 199H146V201ZM177 199H179V198H177ZM177 199L174 198L170 202L169 201L163 202V199H161V198L160 199L159 198L158 199H150V200H152L151 202L155 203L154 205H155V208L157 210L162 209L163 211L167 210V212L172 211L170 213V215H172V213H174L176 210H179L180 208H184L182 206L185 203H183L182 205L179 206V205H177V203H178ZM53 200L55 201V199H53ZM69 200H71V199H69ZM102 200H104V199H102ZM107 200H109V199H107ZM131 200L129 201L130 202L129 204L132 203ZM143 200H144V197H143ZM24 201H27V200H24ZM137 201L141 202V200H137ZM69 202H67V203H69ZM75 202H76V200H75ZM112 202L114 203V201H112ZM80 203H78V204H80ZM135 203H136L135 205L138 207L139 204L137 205V202H135ZM141 203H144V202L142 201ZM61 204H62V202H61ZM97 204H98V202H97ZM146 204L144 203L141 205L146 206ZM127 205H128V203H127ZM127 205L124 206V209L120 210L121 211L120 213L127 212L129 209L128 207L129 206L132 207L131 205H129V206H127ZM134 206L132 208H134ZM76 207H78V206H76ZM76 207H75V209H78ZM141 207L139 209L143 208V207L142 208ZM101 208H102V206H101ZM153 209H154V207H153ZM142 210H145V209H142ZM244 210H245L246 215H252L251 216L253 218L252 220H255L254 218H256V216L257 217H263L264 216V181L256 189L254 194H251V197L249 198V201L247 202ZM201 211L202 210H199L198 213L199 212L201 213ZM86 212L88 213V211H86ZM151 212L153 213V211H151ZM29 213L30 212H28V211L23 213V222H26L28 228H31V229L22 238L19 235L12 233L13 232L12 230L8 229L4 232L0 227V252H1V250L4 252L2 254L0 253V264H17V262H18V264H22L21 260H22L23 256L21 255V257H20L18 255L19 256L18 257V256H16L15 253H14L15 256L13 255L12 250H14L13 248L15 245H18L17 247L20 246L19 248L22 249L29 242V244L31 243V245L33 247H43L42 249L46 250V252L50 254L52 247L62 243L64 241V239L71 237L73 234V231L75 233L77 232V231H75L76 226H73L76 219L75 220L73 219V222L69 220L68 226L66 223H64L63 221H61L59 219L50 221L47 219L45 220V218H44V221L39 222L37 224H33L35 218L33 217L32 220H28L27 217L29 216ZM38 213H39V211H38ZM100 213H102V212H100ZM130 213H132V210ZM134 213L135 212H133L132 215ZM88 215H90V214H88ZM161 215H163V214H161ZM41 216L42 215H37L36 217L39 219V217H41ZM146 216H147V214H146ZM74 217H76V216L74 215L73 218ZM84 218H87V217H84ZM126 218H128V217H126ZM142 218H143V220L145 219L144 216H142ZM150 220H152V219H150ZM81 221H82V219H81ZM139 221H141V220H139ZM80 223H82V222H80ZM120 224H121V220H119V218H115L112 216L109 220V226L107 225V227H108L109 231L114 234V233H117V231L119 229L122 230L121 229L122 226ZM90 225H92V224H90ZM80 226H81V224H80ZM135 226L138 227V225H135ZM142 227H144V226H142ZM78 229H79V227L77 225V230ZM71 230H73V231H71ZM129 231H131L130 228H129ZM99 237H101V235ZM102 237H103V235H102ZM231 240L233 241V239H231ZM232 241H231V243H233ZM191 242L194 244L195 241L194 242L191 241ZM231 245H233V244H231ZM26 247L27 246H25L23 248L24 251H25ZM199 248H201V247H199ZM199 248H198V251H199ZM202 248H203V246H202ZM31 249H32V247H31ZM99 249H97V250H99ZM190 249H191V247H190ZM83 250H85V249L83 248ZM19 251H21V250L19 249ZM181 251H183V250L181 249ZM181 251L178 250V253H182ZM171 252H172V254H174L173 250ZM190 252H186V253H190ZM44 253H45V251H44ZM182 255H184V254H182ZM25 256H26V254H25ZM47 256H48V258L50 257V260H51V256H49V255H47ZM196 256H198V255H195V257ZM16 257H18V258H16ZM178 257H179V255H178ZM178 257H176V258H178ZM182 257L183 256L179 257V259ZM170 259L172 260L173 258L170 257ZM51 261H49V263ZM179 261H181V259ZM52 262H54V261H52ZM52 262L50 264H52ZM55 262L57 263V261H55ZM168 262L170 263V261H168ZM168 262H166V263L168 264ZM166 263H164V264H166Z\"/></svg>",
	"mask_w": 264,
	"mask_h": 264
},
{
	"label": "water",
	"instance_id": "3",
	"mask_svg": "<svg viewBox=\"0 0 264 264\" xmlns=\"http://www.w3.org/2000/svg\"><path fill=\"white\" fill-rule=\"evenodd\" d=\"M233 6V5H232Z\"/></svg>",
	"mask_w": 264,
	"mask_h": 264
}]
</instances>
